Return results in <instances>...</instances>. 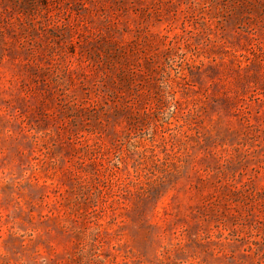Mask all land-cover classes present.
<instances>
[{
	"label": "rangeland",
	"instance_id": "374dc122",
	"mask_svg": "<svg viewBox=\"0 0 264 264\" xmlns=\"http://www.w3.org/2000/svg\"><path fill=\"white\" fill-rule=\"evenodd\" d=\"M0 264H264V0H0Z\"/></svg>",
	"mask_w": 264,
	"mask_h": 264
}]
</instances>
